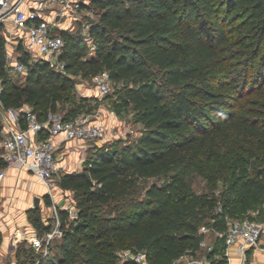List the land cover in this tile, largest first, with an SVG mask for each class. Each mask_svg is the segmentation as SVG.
<instances>
[{
	"label": "trees",
	"instance_id": "obj_1",
	"mask_svg": "<svg viewBox=\"0 0 264 264\" xmlns=\"http://www.w3.org/2000/svg\"><path fill=\"white\" fill-rule=\"evenodd\" d=\"M95 2L105 10L92 29L94 55L80 63L72 54L66 69L93 78L108 71L112 80L137 83L130 100L149 128L134 143L102 148L82 171L61 176L62 188L75 193L78 215L69 223V213L60 212L66 242L58 264H137L122 261L119 250L144 251L151 264L199 251L210 264H228L218 256L224 238L212 251L201 249L200 225L208 216L210 228L225 232L229 219H243V205L264 196V0H148L129 8L119 0ZM18 50L23 86L7 72L0 35V105L28 106L45 120L71 80L34 61L23 44ZM158 76L175 88L162 91ZM196 175L214 186L224 182L226 215L214 211L218 197L194 189ZM163 176L169 181L138 198L141 180Z\"/></svg>",
	"mask_w": 264,
	"mask_h": 264
},
{
	"label": "rangeland",
	"instance_id": "obj_2",
	"mask_svg": "<svg viewBox=\"0 0 264 264\" xmlns=\"http://www.w3.org/2000/svg\"><path fill=\"white\" fill-rule=\"evenodd\" d=\"M36 1L39 2L45 0ZM70 1L72 3L80 2V7L74 14V20L71 17L63 19L62 28L68 27V25L73 22V24L69 25V31L62 29L65 31V46L62 51V54L65 53V58L62 60L65 64V68H57L50 65L51 69L60 72L62 75L69 77L71 80L70 83H67V86H69L68 89L62 93L63 101L59 105L57 112L64 117L70 115H88L93 117L95 110H101L100 119H102L109 128L107 139L88 142L73 141L69 144L70 149L68 150L69 152L67 155H64V152H60V159L62 161H67V172H79L85 168V166L90 162L92 156L100 149H120L125 144L134 143L139 139L143 132L149 128V121L141 120L140 113L135 102L130 100V97L134 95V90L139 87L137 83L130 82L125 79L113 80L112 91L109 96H107L106 100L102 102L97 98V91L94 86L92 75L85 76L82 72L76 73V70H78L76 68L69 70L66 69V65L72 54H75V58H77L80 63L94 55L95 40L92 35V29L100 23L105 10L104 7L97 4L95 0ZM119 1L121 2L122 8H129L132 3H134L135 6H140L148 0H133L131 2H128L127 0ZM28 3L30 6L34 5L35 0H29ZM61 8L62 7L60 6V10ZM1 16L2 15H0V35L5 40L6 53L7 55L8 53L14 54L17 49V41H14L13 44L9 41V26L4 22H1ZM5 16L9 17L10 15L5 14ZM44 16L46 18H54L56 14L49 10V8H46ZM57 32L61 33V29H58ZM77 37H79V42L76 44V42H73L72 38ZM10 68L11 64L8 63L7 72H9L19 86L25 85V73L19 72L13 67L14 71ZM158 77V86L162 88V91L166 92L167 88H175V85H167L162 76ZM62 81L63 79H60L57 83L61 84ZM57 139H61V136ZM2 164V161H0V170L2 169ZM62 175L63 173H61L60 177L57 176V179L60 180ZM60 181L54 183V186L49 188L48 193H50V195L48 194L47 197L44 194L38 195L35 191H28L27 194L24 192L22 196H25V204L21 206L19 203H11V201H9V197L4 195L0 200V228H3L8 234H11V232L19 229L24 231L31 228L37 230L38 232H42L47 227L53 228L55 226L57 216L61 217V209L57 207L60 199L55 196L58 194L57 192L60 191ZM168 181L169 178L167 176L141 180V190L137 195L138 198H145L146 190L149 186L153 184L163 185ZM190 183L198 193H208L218 197L219 202L214 211L217 214H227V209H223L224 201L222 199V194L227 190L223 181H217L214 186V183L211 185V183L209 184L206 179L196 175L190 179ZM66 195L70 198V200H76L74 192ZM36 196L43 197V201L41 202H44L46 205L40 203L39 206H36L34 201ZM243 211L244 213L240 217L257 218L264 222V196L250 199L248 206L243 205ZM31 218L37 219L39 226L34 225ZM72 220L73 219H71L70 216L67 217V221L69 223ZM231 221L232 220L229 219V223ZM211 222L210 218L206 216L204 222L200 225V232L201 229L205 227L210 228L209 223ZM216 238L218 237H215L213 233H208L207 239L210 245L215 246L214 244L216 243ZM65 242V240L56 239L52 252L46 256H42L30 245L28 241L20 240L18 242H13L12 240L11 242L9 239H3L2 237L3 245L2 248H0V264H36L37 262H39V264H58L59 260L62 258L61 249ZM262 242H264V238ZM121 251L123 250H119L118 252ZM261 252H264V250ZM198 253L200 254L199 257H201L202 254H205L203 251H199ZM218 256L219 258H228L224 252H220ZM247 258V264L254 263L257 259L253 252L249 253ZM236 260L239 264V257H237Z\"/></svg>",
	"mask_w": 264,
	"mask_h": 264
},
{
	"label": "built area",
	"instance_id": "obj_3",
	"mask_svg": "<svg viewBox=\"0 0 264 264\" xmlns=\"http://www.w3.org/2000/svg\"><path fill=\"white\" fill-rule=\"evenodd\" d=\"M28 1L0 0V10H4L1 19H9L14 30L25 32L24 47L34 61L45 60L51 66L65 68L64 62L60 59L65 46V38L55 29L60 18L71 16L75 19L74 14L78 11L80 2L72 3L70 0L38 2L35 0V4L30 6ZM56 3L61 5V10L52 20L45 19L46 8ZM5 14L10 16H5ZM7 60L15 70L26 71V65L19 61L18 56L15 57L12 53H8ZM93 82L98 100L104 102L112 91L113 80L110 73L103 71L97 74ZM100 111L95 110L93 117L78 115L69 119H65L58 112H50L47 118L42 120L31 107L25 106L23 109H17L3 108L0 105L5 134L0 139V151L5 168L20 165L35 173L40 181L51 188L56 176L68 173L67 163L61 162L56 156L57 145L54 139L60 135L67 140L84 142L107 139L109 128L100 119ZM4 177L5 170L0 172V197L1 182ZM74 204L57 207L67 211L71 219H75L78 211ZM210 232L215 237L224 238L228 264L234 263L232 248L237 250L239 264H247L249 253H254L260 248L264 238V222L258 219L243 218L232 220L225 232L208 227L201 229L204 239L200 246L202 250L208 252L214 247L208 243L207 236ZM64 233L61 217L57 216L55 226L50 231L43 235L38 232H18L14 241H28L39 254L46 256L51 253L55 240L63 238ZM117 254L122 261L134 260L137 264H151L144 251L123 250ZM170 264H210V260L207 254L201 257L186 254ZM251 264H264V261Z\"/></svg>",
	"mask_w": 264,
	"mask_h": 264
},
{
	"label": "crops",
	"instance_id": "obj_4",
	"mask_svg": "<svg viewBox=\"0 0 264 264\" xmlns=\"http://www.w3.org/2000/svg\"><path fill=\"white\" fill-rule=\"evenodd\" d=\"M60 6H61L60 4L56 3L53 5H50L48 8H49V10H51L53 13L56 14L58 11H60ZM3 14H4V10H0V15H3ZM67 17H71V16H67ZM45 19L52 20L53 18L52 17H47V18L45 17ZM63 19L64 18H60V20L57 21L58 23H57V27L55 29L56 32L58 29L59 30L61 29V32L63 31L62 29H65V31H69V29H70L69 25L73 24V22H71L68 25V27L62 28ZM1 22H4L6 25L9 26V34H10V40L9 41H11L12 44L14 43V41H17V49L13 55L15 57H17V56L19 57L20 52L18 50V47L20 46V44L24 45L25 32H23L21 30H14L12 28L11 21L7 18H4ZM58 33H60V32H58ZM60 136H61V139H59V140L57 139L59 136H57L54 139L56 142V145H57L56 156L58 159H60V154H61L60 152H64V155H67V153L69 152L68 150L70 149L69 148L70 142L75 141V140H67L63 135H60ZM0 157H1V151H0ZM61 162L67 163L66 160L65 161L61 160ZM3 170H5V177L3 178V181L1 182L0 200L3 198L4 195H6L7 197H9V201H11V203H17V204L19 203L21 206V205L25 204V198H24L25 196H22V194L24 192L27 194L28 191H35V193H37L38 195L44 194L46 197L48 196V194L50 195V193H48L49 187L46 186L42 181H40L35 173L22 168V166L16 165V166L5 168V165H4L2 167V169L0 170V172ZM69 172H72V171H69ZM58 177H60V176H58ZM58 181H60V180H58L57 176H56L52 186H54V183H56ZM59 189H60V191L57 192L58 194H56L55 196H57V198L59 197L60 200L59 199L58 200H59L60 206H67L69 204L75 203L74 199L72 201L66 195V194H69L73 191L65 190L64 188H62L61 184L59 185ZM21 199H22V201H21ZM37 199L39 200V204L41 203L43 205H46L44 202L43 203L41 202V201H43V197H40V196L35 197V200H34L35 205H36ZM39 204L36 206H39ZM22 231L23 230L19 229L17 231L11 232V234H8L7 232H5V230L3 228H0V236L3 237V239H9L11 242L13 240V242H14L15 235L18 232H22ZM24 231H26V232H38L37 230L31 229V228L24 230ZM2 245L3 244L1 243L0 248H2ZM262 250H264V242H262L260 244V248H258L256 251H254L256 258L258 259V260L256 259L255 262H263L264 261V252H261ZM231 254L233 255V262H234L233 264H237L238 261L236 260V258H237L236 248L231 249ZM201 256H203V255H201Z\"/></svg>",
	"mask_w": 264,
	"mask_h": 264
},
{
	"label": "water",
	"instance_id": "obj_5",
	"mask_svg": "<svg viewBox=\"0 0 264 264\" xmlns=\"http://www.w3.org/2000/svg\"><path fill=\"white\" fill-rule=\"evenodd\" d=\"M38 204H39V200L37 199V200H36V205H38Z\"/></svg>",
	"mask_w": 264,
	"mask_h": 264
}]
</instances>
